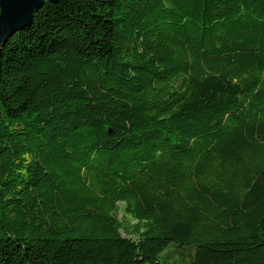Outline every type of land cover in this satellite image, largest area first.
<instances>
[{
  "label": "trees",
  "instance_id": "16d2710c",
  "mask_svg": "<svg viewBox=\"0 0 264 264\" xmlns=\"http://www.w3.org/2000/svg\"><path fill=\"white\" fill-rule=\"evenodd\" d=\"M0 264H264V0H44L0 47Z\"/></svg>",
  "mask_w": 264,
  "mask_h": 264
},
{
  "label": "water",
  "instance_id": "95a60500",
  "mask_svg": "<svg viewBox=\"0 0 264 264\" xmlns=\"http://www.w3.org/2000/svg\"><path fill=\"white\" fill-rule=\"evenodd\" d=\"M44 0H0V47L11 35L27 26Z\"/></svg>",
  "mask_w": 264,
  "mask_h": 264
},
{
  "label": "rangeland",
  "instance_id": "374dc122",
  "mask_svg": "<svg viewBox=\"0 0 264 264\" xmlns=\"http://www.w3.org/2000/svg\"><path fill=\"white\" fill-rule=\"evenodd\" d=\"M121 208H122V206L120 205V212L118 214V218L122 222V224L126 226V225H128V224H130L132 222L130 221V219L128 217L124 216Z\"/></svg>",
  "mask_w": 264,
  "mask_h": 264
}]
</instances>
